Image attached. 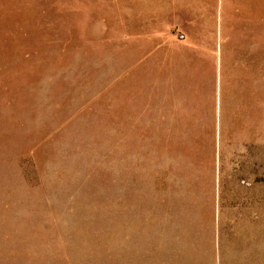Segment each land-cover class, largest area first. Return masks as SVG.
Returning a JSON list of instances; mask_svg holds the SVG:
<instances>
[{
	"label": "rangeland",
	"instance_id": "1",
	"mask_svg": "<svg viewBox=\"0 0 264 264\" xmlns=\"http://www.w3.org/2000/svg\"><path fill=\"white\" fill-rule=\"evenodd\" d=\"M216 9L212 45L126 0H0L19 264H264V8Z\"/></svg>",
	"mask_w": 264,
	"mask_h": 264
},
{
	"label": "crops",
	"instance_id": "2",
	"mask_svg": "<svg viewBox=\"0 0 264 264\" xmlns=\"http://www.w3.org/2000/svg\"><path fill=\"white\" fill-rule=\"evenodd\" d=\"M126 1L127 8H145L138 13L137 20L151 23L164 22L169 28L182 29L186 39H193L190 42L192 44L223 43L221 33L215 32L216 22H218L217 28H223L221 23L227 20L228 15L225 10L216 8H264V0ZM205 21L208 24L211 22V27L206 28L208 31H204L203 22ZM141 43L162 42L157 33L151 30L147 36H144ZM0 264H19V199L17 196L0 197Z\"/></svg>",
	"mask_w": 264,
	"mask_h": 264
}]
</instances>
